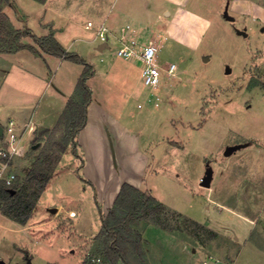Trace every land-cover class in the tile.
Here are the masks:
<instances>
[{"label": "rangeland", "instance_id": "obj_1", "mask_svg": "<svg viewBox=\"0 0 264 264\" xmlns=\"http://www.w3.org/2000/svg\"><path fill=\"white\" fill-rule=\"evenodd\" d=\"M16 1L12 8L18 15L15 23L23 28L29 26L38 37L50 34L52 25L67 47L81 34L94 32L85 29L92 15V0H47L45 4L41 0ZM105 1L99 0L102 7ZM228 1L192 0L197 9L210 15L212 25L200 48L188 53L170 40L164 42L165 35H159L156 23L139 26L141 41L157 40L163 45L159 52L161 65L174 63L176 70L171 77L163 74L160 87L152 90L144 84L140 66L132 65L133 77L126 84L132 81L140 94L134 96L129 106H122L128 98L123 88L125 80L121 79L125 66L117 55L112 58L114 46L100 55L93 45L81 43L88 61L96 56L98 72L89 82L94 99L110 113L122 115L124 124L140 134V146L150 156L145 166L138 160L139 154H133L128 140L125 156L116 147V163L113 156L111 160L103 156L99 159L95 148V156H90L99 164L95 167L98 179L102 175V159L107 164L103 169L107 168L109 179H143L142 188L152 189L161 202L204 226L191 225L174 233L186 238L191 249H199L193 255L191 249L184 253L179 248L169 250L170 244L166 246L163 232L173 231L179 224L174 213L167 211L161 215L166 229L150 221L142 223L140 229L147 240L145 246L150 249L152 264H166L170 254L176 257L174 264H201L210 258L208 255L233 264H264V24L243 11L242 14L225 9ZM244 1L264 20L263 11L258 9L264 8V0ZM6 5L2 0L0 12L6 13ZM225 12L235 20L227 21ZM44 21L51 23L43 28ZM25 40L36 46L31 36ZM75 49L74 45L72 51ZM30 54L34 53L24 48L18 54L0 55V81L6 78L0 100L31 102V109L38 116L47 112L45 106H59L60 110L62 101H58L61 93L57 85L66 73L81 71V64L67 61L57 68L53 59L46 62L39 54H35L36 59ZM102 57L106 61L102 62ZM114 61L107 75L106 65ZM34 74L45 75L44 79L51 81L49 86ZM67 81L68 78L63 81V89L68 92L69 87L70 94L65 92L68 97L74 93V86L72 80ZM58 110L55 109L54 117ZM0 119L5 124V112ZM46 139L38 133L28 139L26 155L16 161L20 177L25 176ZM240 144L244 146L229 156L225 154L229 146ZM84 164L80 167L81 161L71 148L66 150L35 208L34 222L41 225L33 228L32 235H17L9 227H0V264H27L28 258L32 264H81L88 256H104L102 244L97 245L95 236L102 226L99 200L94 184L88 182L82 170ZM208 168L213 176L210 186L205 187L201 183ZM57 204L63 207L60 213L53 210ZM102 209L104 214L109 211L106 206ZM49 219L52 222L42 226ZM149 223L154 226L146 230Z\"/></svg>", "mask_w": 264, "mask_h": 264}, {"label": "crops", "instance_id": "obj_2", "mask_svg": "<svg viewBox=\"0 0 264 264\" xmlns=\"http://www.w3.org/2000/svg\"><path fill=\"white\" fill-rule=\"evenodd\" d=\"M13 2L15 5L17 1L13 0ZM46 2L47 0L43 1V4H45ZM1 3H2V0H0V5ZM199 4H203V2ZM14 5L12 3L11 4L7 3V5L4 8V11L7 13V15L10 18V21L15 27L23 28V26H19L17 25V23H15V20L18 18V15L16 13V10L14 9L12 10ZM8 7H11L10 11H8ZM196 7L197 5H194L192 3V0H107L105 1V4H103V7H102V4H100L99 0H92L91 7H90V12H92L91 13L92 15L89 17V20L87 21V23L89 21H93L95 26L92 28H89L87 27V23L85 25V29L94 31L92 34L83 33L81 34V36L76 37L75 40H73L70 43V45L66 47L62 43L63 40L59 37V33L57 32V29H55L54 26L52 25H51V28L53 29L54 34L56 38L58 39V41L63 45V47L67 51H72V47L75 45L76 49L73 50V52L78 53L79 55L84 57L87 61L88 59L86 58V56L88 55H86L82 51L84 49V47L82 48V46L93 45V49L95 51H98L100 55H103L106 50H110L114 46L115 51L111 54L113 55L112 58H114V56L117 55V48L119 46V38L122 35H126V36L129 35V32L126 31L128 29V25H130L132 28L130 32L135 31L138 34L137 31H138L139 26L147 22H153L157 24L158 30L160 32L159 35L161 34V32L164 33L165 35L164 42L167 43L170 40L171 42L176 43L178 46H180L182 48L181 51L188 53L189 50H196L200 48L204 37L206 36L207 32L209 31L212 25V18L209 17L210 15L208 16L206 13L202 12ZM225 9H230L236 13L237 12L242 13L243 11L244 14H247L248 16L252 15L253 19H259L264 24V20L260 17V15L257 12L255 13V11H253L255 8L253 9L249 8L248 2L246 3V1L244 0H229L227 2ZM258 9L263 11L264 13V8L258 7ZM217 14L218 12L216 13V15ZM220 14L221 13H219V15ZM222 14L220 16H222ZM225 14L226 12L223 14V16L225 17L227 21L233 22L235 20L233 16L232 17L234 19L229 20L225 16ZM126 18L131 19V22L130 21L125 22ZM222 20L225 21L224 18H222ZM50 23L51 22L44 21L42 22L41 26L43 28L48 27ZM101 23H104L110 30V40L108 43V47H104V48L102 47V49H100V47L104 43H100V41L98 40L97 30H96V26H98ZM26 27L29 28V26H26ZM242 32H245V31H242ZM239 34H242V33H239ZM161 35L163 36V34ZM247 35L248 34L244 36H247ZM42 36H45V35H42ZM24 42L27 44L33 45V42L27 41L25 39H24ZM75 42L77 43L75 44ZM141 42L142 43H149V42L159 43L157 40L152 41L150 39L149 40L147 39L145 41L142 40ZM81 43H83L82 46H81ZM162 47L163 45H161V48ZM25 49H28L30 53H34V54H30L31 55L30 57H33L34 59H36L35 54L37 55L39 54L41 59H44L46 62L47 60L53 59L54 64H57V68L61 67L64 64V62L70 61V60L63 59L62 57L51 55V54H48L42 51L35 52L29 48H25ZM21 50L17 52H13V53L1 52L0 55L18 54L20 53ZM111 55L107 57H110ZM95 57H96L95 55H92V59H89L90 60L89 62L93 63L94 66H98L96 65L97 64L96 61H94ZM117 59L120 61H123V64L125 66V68L121 71V79L123 82L125 80L123 88L125 89V92L127 93L128 98L126 100L125 99L123 100L122 106H129L131 100H134L133 99L134 96L140 93L137 88L138 86L136 87L133 86L131 80H130L131 82L128 83V86L126 83L128 82L129 79H132L133 77L132 71H131L132 65L136 64L140 66V62L135 61V60H126L119 56ZM100 60L102 62L106 61L104 60L103 57ZM205 60H208V59H205ZM114 63L115 61L110 62L106 65L107 75L112 70V66L114 65ZM82 70H83V66L81 68V71H79L78 73L76 72L72 74L64 73L65 75H63V81H65L67 78H68V81L70 80V82L72 80V86H74L73 88L75 90L76 83L81 75ZM95 72L97 74L98 67L95 68ZM34 75L38 77L40 80L46 81L48 83L47 87L49 86V83L51 81L50 79H47V78L44 79L45 75L44 77H42V75L40 74H34ZM93 78L94 76L90 80H92ZM5 79L6 78L0 81V90L2 89ZM63 81L62 83H58L57 85L61 93L58 101L59 103L60 101H62V106H60V110H58L59 106H45L47 109L46 110L47 112L42 113V115L38 116L37 112H35V110L33 112V110L31 109L32 108V106H30L31 102H27V103L24 101L2 102V100H0V116L3 112H5V118H6L5 124L11 119L16 120L20 124H25L31 121L34 124L36 129L32 134L29 135V139L31 138L33 134L38 133L42 129L53 128L56 125L55 123L58 122L59 117L62 111L64 110L68 99L72 95L71 94L67 97V94L65 93L67 91L63 89L64 88L63 84H65ZM67 88H68L67 93L70 94L71 91L69 90V87ZM91 89H92V86H91ZM92 91H93V99L88 108V122L78 135V142L80 145V149H82V152H84V160H85L84 162L85 164L82 170L84 174L88 177V180L90 181V183L94 184V187L96 188V193H97L96 197L99 200V203L101 204L102 208L103 207L105 208L106 206L107 208L110 209L112 205L114 204V201L120 191L122 184L127 181H121V182L117 181L116 182L114 180L109 179L106 173L107 168L103 169L105 164H103L102 159H101V167H103L102 175H101V178L98 179L97 174L95 172V167L97 168L99 164L98 163L95 164V161L92 160L90 154L94 155L92 152L95 151V148H96L98 151L96 150L95 152L98 154L97 156L99 157V159L103 156L105 159L111 160L112 151H111L110 142H109V137H111L113 144H114L115 152H116V147H118L120 148V152L123 154V156L126 155L125 148H126L127 140L133 145V149H134V150L132 149L133 154L134 155L139 154L137 158L138 160H141V163L142 164L144 163L145 166L148 165L147 162L150 160V156L146 151L142 150V147L140 146V141H141L140 134L130 129L124 124L122 120V115H117V114L115 115L114 113L113 114L110 113L109 110L105 108V106L100 101L95 100L94 90L92 89ZM61 97H64V99L63 98L61 99ZM53 102H55L54 99L52 100V103ZM55 109L58 110V112L56 113V117H54ZM51 110L53 112V115L51 114ZM0 123L2 124L1 119H0ZM93 142L99 145L98 146L94 145ZM1 143H2V140H0V145ZM116 156H117V153H116ZM105 167H107V164ZM142 181L143 179H141L140 181L133 180V181H128V183H131L132 185L142 190H148L152 192V189L150 188H142V183H143ZM62 208H63L62 205L59 206L57 204V205H54L53 210L56 209L58 210L57 213H60ZM50 209L52 208L48 207V210ZM0 215H1L0 216V227L3 229L5 227L6 229L9 227L10 230L17 235L18 234L29 235L31 233L33 234L32 232L33 228H36L35 226L41 225V224H37L34 222L35 220L33 219V216L35 215V211L30 217V219L28 220V222L25 224L19 223L13 220L12 218L8 217L1 211V209H0ZM51 220L52 219H49L48 221L44 222L43 224L45 225L42 224V226L49 225L52 222ZM153 226L154 225L149 223L146 230ZM163 233H164V238L165 237L167 238L165 240V242L167 243L166 246L170 244L169 250H174L176 248H179L184 253H187V251H190L191 248L188 246L189 244H188V241L185 240L186 238L183 239L181 238L182 236L177 237L174 233L167 232V230ZM143 239H144V249L146 252V260L148 264H152L150 261L151 252H150L149 247L145 246V242L147 240L145 241L144 235H143ZM191 251L193 252V255H194V253L198 252L199 249L193 248L191 249ZM170 252L168 253L170 254ZM170 256L171 257L168 256L170 258V261L168 260L166 264H174L173 260L174 259L176 260V257L171 254ZM207 257H211L210 262L213 259L217 258L216 255H208ZM207 257H205L204 259H206ZM222 262H224V260H222ZM158 264H164V263L159 262ZM201 264H204V262L202 261Z\"/></svg>", "mask_w": 264, "mask_h": 264}, {"label": "trees", "instance_id": "obj_3", "mask_svg": "<svg viewBox=\"0 0 264 264\" xmlns=\"http://www.w3.org/2000/svg\"><path fill=\"white\" fill-rule=\"evenodd\" d=\"M4 1L14 5L13 0ZM28 36L33 38L37 46L24 42ZM24 48L35 52L42 51L79 63L83 66V70L76 83L74 93L68 99L57 124L51 129H42L38 132L41 137L47 136L46 143L44 148L34 155L25 176L20 177L17 173V178L11 187H6L3 183L0 184L1 211L22 224L27 223L34 213L43 192L68 148H71L74 155L80 159V167L85 162L81 154L78 135L88 122V108L93 99V91L89 82L95 75V66L78 53L67 51L53 31L48 35L38 37L28 27H15L9 16L0 12V53H13ZM88 182L90 183V181ZM13 190L14 193H12ZM97 204L102 226L96 235V240L97 245L102 244L100 246L103 247V257L108 264H118L119 262L148 264L140 225L150 221L166 229L161 221V215L167 211L174 213L179 218V224L173 230L174 232L171 230L172 233L188 229L191 225L204 228L200 223L161 202L151 191L142 190L128 182L122 184L114 204L107 214H104L101 204L99 202ZM195 237L197 241H200L199 237Z\"/></svg>", "mask_w": 264, "mask_h": 264}, {"label": "built area", "instance_id": "obj_4", "mask_svg": "<svg viewBox=\"0 0 264 264\" xmlns=\"http://www.w3.org/2000/svg\"><path fill=\"white\" fill-rule=\"evenodd\" d=\"M95 24L93 21L87 23V27L92 28ZM97 38L100 43H109L110 30L101 23L96 26ZM131 26L128 25L126 31L129 35H122L119 38V46L117 55L126 60H135L140 62L141 76L144 84L152 90H157L162 82L163 74L171 77L175 74L176 65L169 64L167 67L161 65L159 52L161 44L157 42L142 43L138 38V34L130 32ZM4 133L0 137L2 143L0 145V184H5L6 187H11L16 178V161L25 156L26 142L29 135L35 131L34 124L29 121L25 124H20L16 120L11 119L3 125ZM1 201V200H0ZM209 260H205L204 264H209ZM81 264H107L103 255H93L86 257ZM211 264H233L231 262H222L219 258L212 260Z\"/></svg>", "mask_w": 264, "mask_h": 264}, {"label": "water", "instance_id": "obj_5", "mask_svg": "<svg viewBox=\"0 0 264 264\" xmlns=\"http://www.w3.org/2000/svg\"><path fill=\"white\" fill-rule=\"evenodd\" d=\"M225 16L229 19V20H233L234 18L232 16H229L228 13L225 14ZM239 33H242L244 35H246L247 33L245 32H242V31H239ZM102 47H108V44L107 43H104L102 44V46L100 47V49H102ZM3 133H4V128H3V125L0 123V137L3 136ZM109 142H110V148H111V151H112V156H113V160L114 162L116 163V157H115V149H114V144H113V141L110 137L109 139ZM244 145L243 144H240V145H236V146H229L227 149H226V155L229 156L230 154H232L233 152L237 151L238 149H240L241 147H243ZM37 147V144L33 146V148H36ZM212 174H213V171L211 168H208L207 171H206V174L205 176L203 177L202 179V185L205 186V187H209L210 186V182H211V179H212ZM12 193H14V190L12 191ZM27 264H32L30 258H28L27 260Z\"/></svg>", "mask_w": 264, "mask_h": 264}, {"label": "bare ground", "instance_id": "obj_6", "mask_svg": "<svg viewBox=\"0 0 264 264\" xmlns=\"http://www.w3.org/2000/svg\"><path fill=\"white\" fill-rule=\"evenodd\" d=\"M183 27V26H182Z\"/></svg>", "mask_w": 264, "mask_h": 264}]
</instances>
